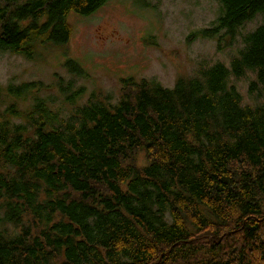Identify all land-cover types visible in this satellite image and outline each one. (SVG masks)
I'll return each mask as SVG.
<instances>
[{"label":"trees","instance_id":"obj_1","mask_svg":"<svg viewBox=\"0 0 264 264\" xmlns=\"http://www.w3.org/2000/svg\"><path fill=\"white\" fill-rule=\"evenodd\" d=\"M108 1L0 0V52L64 48L69 15ZM218 2L201 34L232 37L231 65L173 87L124 78L116 101L81 103L74 78L62 102L0 85V264H264V101L235 83L252 73L264 98V0Z\"/></svg>","mask_w":264,"mask_h":264},{"label":"rangeland","instance_id":"obj_2","mask_svg":"<svg viewBox=\"0 0 264 264\" xmlns=\"http://www.w3.org/2000/svg\"><path fill=\"white\" fill-rule=\"evenodd\" d=\"M219 10L218 0H109L90 15L71 13L68 20L74 29L64 48L51 47L36 59L0 52V85L41 82L47 89L41 95L54 93L62 102L67 95L59 84L74 78L76 86L86 91L81 103L94 93L111 95L116 101L124 78H154L173 87L180 77L198 75L202 68L218 62L231 65L239 48L232 37L201 34L217 19ZM261 21L262 17L252 20L245 30ZM69 61L82 71L81 76L70 70ZM253 79L248 73L235 80L248 105L264 101L257 92L250 93ZM30 100L25 97L21 104H31Z\"/></svg>","mask_w":264,"mask_h":264}]
</instances>
